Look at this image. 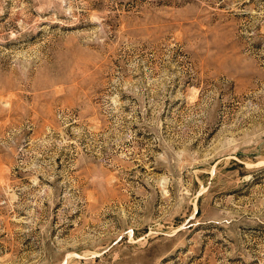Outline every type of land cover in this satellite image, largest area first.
<instances>
[{"label": "rangeland", "instance_id": "rangeland-1", "mask_svg": "<svg viewBox=\"0 0 264 264\" xmlns=\"http://www.w3.org/2000/svg\"><path fill=\"white\" fill-rule=\"evenodd\" d=\"M0 264H264V0H0Z\"/></svg>", "mask_w": 264, "mask_h": 264}]
</instances>
